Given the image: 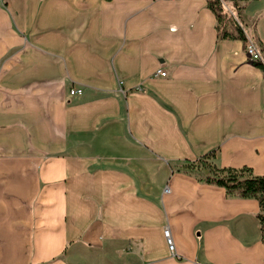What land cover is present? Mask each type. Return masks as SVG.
Returning <instances> with one entry per match:
<instances>
[{"label":"crops","instance_id":"0c3cea01","mask_svg":"<svg viewBox=\"0 0 264 264\" xmlns=\"http://www.w3.org/2000/svg\"><path fill=\"white\" fill-rule=\"evenodd\" d=\"M2 2L0 264H264L258 202L185 170L264 176V73L206 1Z\"/></svg>","mask_w":264,"mask_h":264},{"label":"trees","instance_id":"16d2710c","mask_svg":"<svg viewBox=\"0 0 264 264\" xmlns=\"http://www.w3.org/2000/svg\"><path fill=\"white\" fill-rule=\"evenodd\" d=\"M207 8L213 13L216 26L217 40H240L244 46L249 40L247 26L242 13L248 4L247 0H205ZM263 51L262 45L258 44ZM255 67L264 73L261 62H253ZM214 153L206 155L197 162L198 167L207 173L198 180L223 188L227 196L239 198H254L258 202L259 211L256 219L259 223L261 240L264 245V176H254L249 168L240 169L218 168L212 160ZM194 167L187 166L186 171H194Z\"/></svg>","mask_w":264,"mask_h":264},{"label":"built area","instance_id":"2783aa9c","mask_svg":"<svg viewBox=\"0 0 264 264\" xmlns=\"http://www.w3.org/2000/svg\"><path fill=\"white\" fill-rule=\"evenodd\" d=\"M2 0H0V5H2ZM245 53L248 57V60L253 63V62H261L264 65V53L262 50H260V48L258 47V44L253 41V40H249L246 45H245ZM157 74H159L160 76H165V74L161 71H158ZM80 91L79 90H75L72 89L70 91V95H76L79 94ZM165 192H167V190H165ZM163 237L165 240V244L167 247V250L169 252V254L171 256H175L176 255V251H175V246L174 243L171 239L169 230L167 228H165L163 230Z\"/></svg>","mask_w":264,"mask_h":264},{"label":"rangeland","instance_id":"374dc122","mask_svg":"<svg viewBox=\"0 0 264 264\" xmlns=\"http://www.w3.org/2000/svg\"><path fill=\"white\" fill-rule=\"evenodd\" d=\"M200 164L198 162H196L195 164H189L187 166H191V167H194V174L195 176H199V177H202L204 176V172L198 167V170H197V167L196 166H199Z\"/></svg>","mask_w":264,"mask_h":264}]
</instances>
